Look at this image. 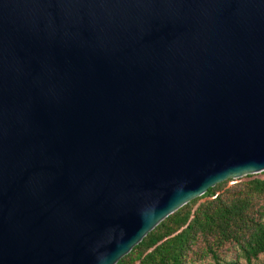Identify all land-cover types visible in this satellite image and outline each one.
<instances>
[{
  "label": "water",
  "instance_id": "95a60500",
  "mask_svg": "<svg viewBox=\"0 0 264 264\" xmlns=\"http://www.w3.org/2000/svg\"><path fill=\"white\" fill-rule=\"evenodd\" d=\"M264 172V0H0V264H117Z\"/></svg>",
  "mask_w": 264,
  "mask_h": 264
},
{
  "label": "trees",
  "instance_id": "16d2710c",
  "mask_svg": "<svg viewBox=\"0 0 264 264\" xmlns=\"http://www.w3.org/2000/svg\"><path fill=\"white\" fill-rule=\"evenodd\" d=\"M264 172L227 179L178 209L117 264H258Z\"/></svg>",
  "mask_w": 264,
  "mask_h": 264
},
{
  "label": "rangeland",
  "instance_id": "374dc122",
  "mask_svg": "<svg viewBox=\"0 0 264 264\" xmlns=\"http://www.w3.org/2000/svg\"><path fill=\"white\" fill-rule=\"evenodd\" d=\"M258 264H264V258Z\"/></svg>",
  "mask_w": 264,
  "mask_h": 264
}]
</instances>
